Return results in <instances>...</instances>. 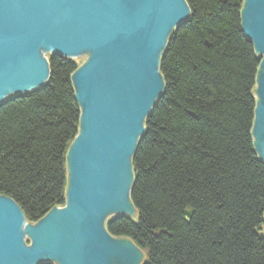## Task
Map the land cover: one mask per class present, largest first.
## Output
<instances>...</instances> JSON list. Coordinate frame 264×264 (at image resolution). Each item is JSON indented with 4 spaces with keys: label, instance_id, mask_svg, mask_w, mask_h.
Returning <instances> with one entry per match:
<instances>
[{
    "label": "trees",
    "instance_id": "trees-1",
    "mask_svg": "<svg viewBox=\"0 0 264 264\" xmlns=\"http://www.w3.org/2000/svg\"><path fill=\"white\" fill-rule=\"evenodd\" d=\"M185 2L131 157L137 219L117 215L105 228L144 251L142 264H264V162L251 135L260 59L242 29L244 0ZM46 57L47 81L0 105V195L29 223L66 202L81 113L71 81L81 63Z\"/></svg>",
    "mask_w": 264,
    "mask_h": 264
},
{
    "label": "water",
    "instance_id": "water-1",
    "mask_svg": "<svg viewBox=\"0 0 264 264\" xmlns=\"http://www.w3.org/2000/svg\"><path fill=\"white\" fill-rule=\"evenodd\" d=\"M188 16L185 0H0V105L47 81L45 54L86 57L71 74L81 113L66 202L29 223L0 195V264H142L105 222L135 212L131 157L164 87L159 59ZM241 24L260 59L251 135L264 162V0H244Z\"/></svg>",
    "mask_w": 264,
    "mask_h": 264
},
{
    "label": "rangeland",
    "instance_id": "rangeland-1",
    "mask_svg": "<svg viewBox=\"0 0 264 264\" xmlns=\"http://www.w3.org/2000/svg\"><path fill=\"white\" fill-rule=\"evenodd\" d=\"M45 56H46V54H45ZM85 58H86L85 56H80V57L77 58V60L82 64L84 62ZM253 93H254V90H253ZM255 99L257 100L256 96H255ZM130 217L132 219L136 220L137 219V214L134 212L133 214H130ZM262 231L264 233V226H263V230ZM141 252H142L141 263H143L144 260H145V252L142 251V250H141Z\"/></svg>",
    "mask_w": 264,
    "mask_h": 264
}]
</instances>
